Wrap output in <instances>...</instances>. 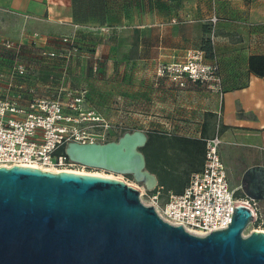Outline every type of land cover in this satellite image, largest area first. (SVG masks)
Returning a JSON list of instances; mask_svg holds the SVG:
<instances>
[{
    "label": "crops",
    "instance_id": "obj_1",
    "mask_svg": "<svg viewBox=\"0 0 264 264\" xmlns=\"http://www.w3.org/2000/svg\"><path fill=\"white\" fill-rule=\"evenodd\" d=\"M212 16L219 19L213 26ZM6 18L14 20L15 30L21 19L46 27L40 37L61 54L35 62L30 87L37 95L51 97L56 85L85 88L86 109L104 115L122 133L146 135L152 121L172 125L200 102L206 134L211 126V137L222 142L237 139L261 148V162L254 164L263 165L264 77L249 72L248 58L264 55V0H0V26ZM66 37L72 46L63 43ZM195 50L217 65V83L183 79L182 87L157 75L158 64L181 62ZM101 58L109 59L108 85L97 80ZM4 79L0 76V89H6ZM202 125L197 135L179 136L199 138ZM170 154L167 149V160L153 162L149 172L157 185L163 187L164 180L172 186L166 191L178 194L194 172L181 189L184 166Z\"/></svg>",
    "mask_w": 264,
    "mask_h": 264
},
{
    "label": "water",
    "instance_id": "obj_2",
    "mask_svg": "<svg viewBox=\"0 0 264 264\" xmlns=\"http://www.w3.org/2000/svg\"><path fill=\"white\" fill-rule=\"evenodd\" d=\"M146 133L107 143L70 142L71 162L131 175L146 190L157 181L140 148ZM238 189L264 201V165L249 166ZM230 224L193 235L160 218L139 190L118 179L77 171L0 167V264H264V231L242 236L254 221L238 204Z\"/></svg>",
    "mask_w": 264,
    "mask_h": 264
},
{
    "label": "built area",
    "instance_id": "obj_3",
    "mask_svg": "<svg viewBox=\"0 0 264 264\" xmlns=\"http://www.w3.org/2000/svg\"><path fill=\"white\" fill-rule=\"evenodd\" d=\"M217 20L213 16L209 22L213 26ZM29 38L34 47L39 48L42 37L33 34ZM63 43L72 46L68 37L63 38ZM1 44L8 50L20 48L19 44L9 39L2 40ZM40 54L50 59L61 55L52 49L42 50ZM217 70L215 63L205 62L202 51L195 50L188 52L181 62L158 64L157 75L170 76L184 87L183 79L199 84L217 83ZM13 74L11 78L30 75L22 65L14 67ZM6 87L16 88V85L9 82ZM30 93L34 96L23 107L19 95L9 96L1 91L0 167L27 166L51 172L77 171L73 167L84 166L71 162L66 155L56 154L59 147L70 142L111 141L113 125L104 115L85 108V88L72 89L61 85L55 95L44 98L36 97L34 89L30 88ZM204 141L206 147L202 168L191 174L181 193L168 191L161 197L162 187L158 185L152 190L143 187L139 191L140 201L153 207L163 221L199 236L227 228L232 222L233 208L238 204L249 207L254 220L261 216L258 201L235 196L238 189L230 185L226 166L219 153L221 137L216 135ZM143 196L146 202L141 200Z\"/></svg>",
    "mask_w": 264,
    "mask_h": 264
},
{
    "label": "rangeland",
    "instance_id": "obj_4",
    "mask_svg": "<svg viewBox=\"0 0 264 264\" xmlns=\"http://www.w3.org/2000/svg\"><path fill=\"white\" fill-rule=\"evenodd\" d=\"M213 17V16H212ZM211 17V18H212ZM6 26H0V76L2 79L5 80V82H12L16 85V88L12 87H6L8 90L0 89L2 90V93H6V95L14 96L19 95L20 99V105L23 107H26V104L28 100L34 96L30 93V77L34 73V64L39 59L42 61H45V56H42L40 52L42 50H49L52 48H47V43L45 40L41 41L38 46L39 48H35L32 40L29 38L33 34L40 35L42 31L46 30V27L41 26L39 24H36L35 22L29 23V20L21 19L20 28L18 30L17 26L14 25V20L6 18ZM219 20V19H218ZM217 20V22H218ZM38 31V32H37ZM20 37H24L26 39L25 42H23ZM13 41L16 44L20 45V48L17 50H11L7 49L4 46H2L1 42L2 40H8ZM54 50V49H52ZM39 55H37V53ZM45 57V58H43ZM44 59V60H43ZM97 80L98 82H101L102 84L108 85L109 83V59L108 58H101L97 60ZM19 65H22L25 67L30 75H27L26 77H14L13 69L14 67H17ZM3 82V81H2ZM7 84V83H6ZM20 86L21 88H17ZM61 85H56L55 89L53 90V95H55L57 88H59ZM36 97L38 98H44L39 95H37L36 91L34 90ZM205 121V105L198 102L195 107L191 108V114H184L181 118H179L175 123H171L172 125L165 126L163 123H159L158 121H152L149 124V131H158L163 132L164 129H168V131L173 133H167V134H177V135H197L200 130V125L203 124ZM209 125H211L212 121H208ZM112 125V124H111ZM112 135L110 137L111 141H116L123 133L120 129H117L116 127L112 126ZM215 131V130H214ZM214 131L211 126L208 127V131L206 134L207 138H210L213 136ZM213 134V135H212ZM219 153L221 156V159L223 160L226 169L227 174L229 177L230 185L233 187H239L240 185V179L245 171V169L252 164L256 162H261V156H263V150L258 147L254 146H247L243 145L240 142H238L237 139H234L232 141H223L219 147ZM73 169L77 171H84L86 173H90L93 175L98 176H105V177H113L120 181H123L129 185H132L136 188L142 190L144 189L142 185L134 183L130 178H126L124 175L112 173L106 170L96 169V168H88V167H73ZM141 200L143 202H146L144 196L141 197ZM258 206L261 211V216L258 218L260 219V223L258 225H254L252 223L247 224V226L242 231V236L249 235L254 230H262L264 231V201H259Z\"/></svg>",
    "mask_w": 264,
    "mask_h": 264
},
{
    "label": "trees",
    "instance_id": "obj_5",
    "mask_svg": "<svg viewBox=\"0 0 264 264\" xmlns=\"http://www.w3.org/2000/svg\"><path fill=\"white\" fill-rule=\"evenodd\" d=\"M209 24L211 25V23ZM212 29L210 30L211 32ZM248 70L255 76L264 77V55L250 56L248 58ZM205 136H206L205 123H203L202 125L199 138H192V137L179 136V135L167 136L166 134L158 131H153V130L150 131L149 133H147L148 138L146 144L140 148V151L143 153L145 158L146 169L150 171L152 168L151 165L152 164L154 165V163H157L158 160H161L160 158L167 160L169 156L166 155V150L169 149L171 151L170 159L172 158L173 160L177 161L178 164L184 166V170L182 172L184 178L178 180V182H180L179 185H181V189H183V187L186 185L185 183L188 181V177L190 176L189 174L191 172L196 173L202 168L204 161L205 147H206L204 141ZM56 154H63V156L65 155L64 145L57 149ZM262 163L264 165V159ZM124 176L126 178L132 179L131 175H124ZM179 185H177V187ZM162 186L163 187H162L161 197L162 196L164 197L168 192L166 191V189H170L172 186H168L164 180ZM175 188L176 187H174V189ZM179 192H181V190L177 191V193ZM235 196L237 198L243 197V194L241 193L240 190H238L236 191ZM259 221L260 219H256V221L253 222L254 225H258V223H260Z\"/></svg>",
    "mask_w": 264,
    "mask_h": 264
},
{
    "label": "bare ground",
    "instance_id": "obj_6",
    "mask_svg": "<svg viewBox=\"0 0 264 264\" xmlns=\"http://www.w3.org/2000/svg\"><path fill=\"white\" fill-rule=\"evenodd\" d=\"M111 178H113V177H111ZM114 179H116V178H114Z\"/></svg>",
    "mask_w": 264,
    "mask_h": 264
}]
</instances>
